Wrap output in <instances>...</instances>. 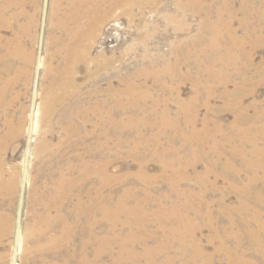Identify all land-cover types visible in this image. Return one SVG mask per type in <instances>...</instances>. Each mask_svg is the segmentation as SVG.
I'll return each mask as SVG.
<instances>
[{
	"label": "rangeland",
	"instance_id": "obj_1",
	"mask_svg": "<svg viewBox=\"0 0 264 264\" xmlns=\"http://www.w3.org/2000/svg\"><path fill=\"white\" fill-rule=\"evenodd\" d=\"M54 1L23 0L25 14L0 21V34L20 36L32 55L12 68L0 63V179L17 174L14 192L0 191V214L12 222L0 237V264H264V168L248 138L255 132L264 144V22L256 17L264 0H226L229 29L221 28L218 45L210 41L222 0H133L87 33L82 43L97 62L76 64L79 91L54 105L56 158L43 161L38 182L42 190L59 166L71 161L77 171L94 161L95 173L74 186L67 206L94 197L93 227L88 214L77 219L69 210L68 241L49 245L36 228L26 237L43 211L26 176L41 164L34 147L46 125L38 118L61 63L58 38L67 37L51 14ZM64 109L72 115L59 123Z\"/></svg>",
	"mask_w": 264,
	"mask_h": 264
},
{
	"label": "bare ground",
	"instance_id": "obj_2",
	"mask_svg": "<svg viewBox=\"0 0 264 264\" xmlns=\"http://www.w3.org/2000/svg\"><path fill=\"white\" fill-rule=\"evenodd\" d=\"M65 2H66V5L64 6V10L62 9L63 7H62L60 1L56 0L52 3V9H51L52 13L51 14H53V16L55 17V23H56V25H58V28L61 29V31L66 32L67 37L63 38V39L60 37L58 38V39H60L58 42L61 44V49H60V52L62 53L61 54V63H60V65L56 66L58 73H54L55 78L46 87L44 98L42 99V106L40 109V111H41L40 117L38 118V122H41L42 124L46 125V128H44L43 130L38 132L39 141L36 144V147H34V154L36 157L41 158V164L39 166V169L37 170L38 173L36 176H34L33 178H29L26 176V180L30 181V195L32 197H34L35 199H37L38 201H40L42 204V207H43V211L41 212V214L39 216L40 218L38 219L35 227H33V228L28 227V230H26V237H32L33 229L36 228V230L41 235L40 238L42 237L43 240H46L47 244H49V245H53L55 243L63 242L66 240L68 241V239H70V237L72 236L74 227H72V225L69 224L67 221L69 210L73 214V216H75L77 219H80L81 217L83 218L85 213L88 214V218H90V219L88 220L87 227H90L92 229V227H93V224H92L93 223V221H92L93 216L92 215L94 213V207H93L92 201H93L94 197L89 198V200L85 204L83 203V201L80 198H78L76 201H74V205L70 208H68L69 207L68 206V198L70 196V191H72V190L74 191V188H75L74 186H76L79 183H82L83 181H86V180L88 181L91 178V176L95 173V170H96L95 167L97 165L94 161H91V159L89 158L90 159L89 162H87V161L79 162L80 164L78 165V169L76 171L75 168H77V166L72 165L71 161H70V162H68V165L66 167L59 166L58 173H57L56 177H54L50 181L51 184L49 186H43L42 190L40 189L41 187H40V184L38 182L39 181L38 175H39V171L42 170L43 161H48L49 159L56 158V154H55L56 151L52 150L53 149V143L51 142V139L49 138V136L51 134V131H50L51 128L48 124L49 123V116L52 115V113L54 111V105L56 103L64 101L71 94L75 95V93H77L79 91V86L77 85L76 81L74 80V75L72 73L76 64H78L81 61L89 62V63L97 62V57H95V56L92 57L91 54L89 53L88 45H86V47L83 45V43H82L83 38L87 35V33L98 30L101 23L106 18H108V16H110L111 11L115 7H117V6L118 7H124V9L128 10L132 6L134 1L133 0H65ZM192 2H194L195 4H199V2H201V0H192ZM205 3H208V0H205ZM208 5H209V3H208ZM228 6H229V4H228ZM24 8L25 7L23 6V0H0V21H5L8 19H12V20L18 19L20 15L25 14ZM225 9H227L226 0H222V4L218 7L217 19L215 22H213V26H212L213 27V33H212L213 35H212V40L210 41L211 45H215V44L218 45V38L220 37L221 28L223 26L225 29H229L228 22H227V20L224 19L223 14H222ZM61 11H62V14L59 15ZM257 16H258V20L260 22H264V12L256 13V17ZM34 24H35V18L32 17L28 20L27 23L23 24L22 27L24 30H27L28 28H31L32 26H34ZM254 32L256 33L258 31L254 30ZM252 39H254V38L252 37ZM15 58L16 59L22 58V59H25L26 62H29L32 58V55L30 52H28L26 50L25 45L22 42V39L20 36H16V38H12V37L11 38H4L0 34V63L2 61L7 60L8 62L6 64L8 65L9 68H12L13 60ZM72 86H75L74 93L70 92V87H72ZM224 93L229 94V92H227V90ZM3 94H4V89L0 88V102H1V98H2ZM89 108H90V110L94 109L93 106L89 107ZM65 109L60 113V115L58 117L59 123H62L64 116H71L72 115V112L69 113V111H66ZM24 122L25 121L23 120V118L20 117L18 123L16 125L14 124L15 126L13 127V130H16L18 133H21L22 126H23ZM83 124H84V122H83ZM68 128L70 131H74L77 128V126L74 123H70ZM85 133H86V131H85ZM94 136H95V134H94ZM249 137H250V141L252 144L251 155L256 157L255 161H256V164H258L256 166H258V168L259 167L264 168V144L262 146L258 144V134L255 132L250 133L248 138ZM245 153L247 154V152H245ZM46 155H47V158L44 157ZM250 162H252V161H250ZM56 163H58V162H56ZM246 164L248 166L249 165L252 166L249 162H246ZM227 166H231V162H228ZM16 184H17V174H16V172H11L8 177H4V178L0 179V191L3 188H7L10 191L14 192V188H15ZM90 196H91V193H90ZM118 208H120V207H118ZM126 210L129 211V209H126ZM52 211H54L53 215H51ZM133 213H134V211H133ZM50 218H54L55 223H53V222L50 223ZM77 219H75V221H77ZM261 225L264 228V223H262ZM111 227H114V226H111ZM11 228H12V222H11L10 218L6 215L0 214V237L2 235L9 234L11 232ZM50 228H53L56 230V233L54 235L48 234V231ZM187 230H190V229L187 228ZM92 232L93 231L90 232L88 240L92 239V237L94 236V233H92ZM117 235H118L117 236L118 240H126L128 237H130V233L127 234V236H125V237H122L119 234H117ZM254 238L256 241L258 240L255 235H254ZM38 240L34 239V241L37 243V245H41V242ZM85 241H86V239H85ZM91 242H93V241H91ZM262 249H264V248L262 247ZM97 256H98V254H97ZM84 260L87 262L86 264H93L94 261H97L96 258L95 259L94 258L84 259ZM236 260H238V259H236Z\"/></svg>",
	"mask_w": 264,
	"mask_h": 264
}]
</instances>
